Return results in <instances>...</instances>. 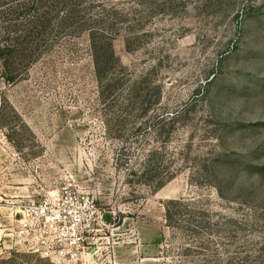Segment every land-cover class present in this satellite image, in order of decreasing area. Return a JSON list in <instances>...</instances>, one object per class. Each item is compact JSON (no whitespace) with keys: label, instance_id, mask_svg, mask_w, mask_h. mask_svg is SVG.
I'll list each match as a JSON object with an SVG mask.
<instances>
[{"label":"rangeland","instance_id":"obj_1","mask_svg":"<svg viewBox=\"0 0 264 264\" xmlns=\"http://www.w3.org/2000/svg\"><path fill=\"white\" fill-rule=\"evenodd\" d=\"M84 5L101 25L50 28L15 81L0 59V264H264V0ZM66 189L104 215L71 263L18 212Z\"/></svg>","mask_w":264,"mask_h":264},{"label":"trees","instance_id":"obj_2","mask_svg":"<svg viewBox=\"0 0 264 264\" xmlns=\"http://www.w3.org/2000/svg\"><path fill=\"white\" fill-rule=\"evenodd\" d=\"M86 0H0V14L13 17L15 21L7 22L2 20L0 28H22L17 30L18 36L16 43L10 46L0 42V59L4 66V77L8 82L16 79L15 70L17 69L18 58L24 54L27 59L35 56L40 41L48 35L50 28H95L101 25V20H90L87 18V7L84 5ZM30 15L31 19L18 24L25 15ZM3 38L5 32L0 31ZM92 44L95 49L96 71L102 90L108 93L116 86L117 81L108 83L106 90L103 89V74L108 67V60L117 59L115 57L112 42L106 39H99L92 33ZM100 51V52H99ZM38 54V52H37ZM18 62V63H17ZM23 63V61H21ZM130 103H133L131 98ZM126 110L129 104H123ZM123 109V110H124ZM107 219L109 217L107 216Z\"/></svg>","mask_w":264,"mask_h":264},{"label":"built area","instance_id":"obj_3","mask_svg":"<svg viewBox=\"0 0 264 264\" xmlns=\"http://www.w3.org/2000/svg\"><path fill=\"white\" fill-rule=\"evenodd\" d=\"M18 212L24 238L45 256L67 263L79 259L96 224L104 219L93 196L70 189L23 204Z\"/></svg>","mask_w":264,"mask_h":264}]
</instances>
